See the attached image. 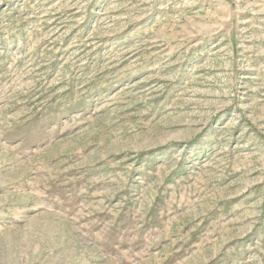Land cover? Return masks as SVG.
I'll return each instance as SVG.
<instances>
[{"label": "rangeland", "instance_id": "374dc122", "mask_svg": "<svg viewBox=\"0 0 264 264\" xmlns=\"http://www.w3.org/2000/svg\"><path fill=\"white\" fill-rule=\"evenodd\" d=\"M0 264H264V0H0Z\"/></svg>", "mask_w": 264, "mask_h": 264}]
</instances>
